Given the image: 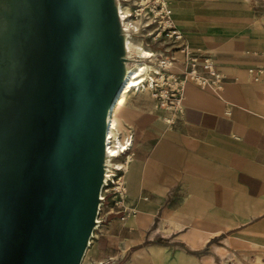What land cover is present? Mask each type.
<instances>
[{
	"label": "crops",
	"instance_id": "0c3cea01",
	"mask_svg": "<svg viewBox=\"0 0 264 264\" xmlns=\"http://www.w3.org/2000/svg\"><path fill=\"white\" fill-rule=\"evenodd\" d=\"M167 1L222 85L186 82L171 122L133 105L124 210L103 208L78 264H264V0Z\"/></svg>",
	"mask_w": 264,
	"mask_h": 264
},
{
	"label": "water",
	"instance_id": "95a60500",
	"mask_svg": "<svg viewBox=\"0 0 264 264\" xmlns=\"http://www.w3.org/2000/svg\"><path fill=\"white\" fill-rule=\"evenodd\" d=\"M25 1L26 8L19 16L18 36L12 40L17 49L16 60L20 61L16 72H23L22 81L8 95L10 101L6 115H11L8 127L0 128V264H22V258H30V255H26V230L38 228L40 224L36 219L27 224L22 212L26 205L27 176L37 173V145L42 116L47 118L63 114V109L57 105L58 100H69L67 103L70 107L67 106L66 109L75 112L76 117L90 114V136L92 153L98 162L97 175L89 182V190L84 192L86 194L76 195L77 210L73 211L76 214L73 230L68 232L69 226L65 225L59 237L61 241H56L57 248L53 249L52 242L46 236L48 229L41 226L38 248L46 253L48 264L51 261L54 264L56 261L58 264H78L93 225L97 191L101 182L105 114L122 80V37L114 1L109 0V14L106 15L101 9L102 0H90L92 21L100 23L108 18L107 21L113 23L118 30L119 57L115 65L107 67L110 75L113 72L115 80L109 90L101 94L99 87L90 88L91 78H87V67L80 63L79 56L69 54L74 48L65 50L64 40H61L59 34V23L56 24L57 0ZM9 8L13 12L10 0ZM67 23L72 28L71 21ZM0 71L6 72L4 77H11L13 80L16 78L8 70ZM94 78L98 80L95 76ZM69 91L72 95L68 94ZM30 188L32 185H29ZM59 189L61 188L57 185L56 191ZM30 192L29 202H36V197L40 194L39 187L35 185Z\"/></svg>",
	"mask_w": 264,
	"mask_h": 264
},
{
	"label": "flooded vegetation",
	"instance_id": "af4514ba",
	"mask_svg": "<svg viewBox=\"0 0 264 264\" xmlns=\"http://www.w3.org/2000/svg\"><path fill=\"white\" fill-rule=\"evenodd\" d=\"M89 1L57 0L56 24L59 23V34L61 40H64L65 50L74 48L69 54L73 57L79 56L80 63L87 67L86 76L91 78L92 83L89 87L94 89L99 87V92L104 94L115 80L113 72L111 71L110 75L107 67L115 65L119 57L118 30L113 23L107 21L108 18L100 23H94ZM101 9L106 15L109 14V0L101 1ZM68 21H71L72 28ZM94 76L98 80H95ZM70 91L68 94L72 95ZM67 101L69 100H58L57 103L63 109V114L50 115L47 118L43 115L40 122L37 173L27 176L26 205L22 211L27 224L36 219L40 227L26 230V255H30V258L29 260L22 258L21 261L24 262L22 264H48L46 253L38 248L42 231L39 229L41 226L48 229L46 236L52 242V248H57L55 242L61 241L59 237L61 230H64L63 227L68 225V232L74 228L76 214L73 211L77 210L76 195L86 194L84 192L87 191L89 182L97 175L98 162L92 153L90 136L91 116L86 113L76 117L75 112L66 109L67 106L70 107ZM29 185H32V188L29 189ZM35 185L39 187L40 194L38 193L36 202L30 203V191ZM57 185L61 188L58 191ZM58 263L56 261L55 264ZM49 264L54 263L51 261Z\"/></svg>",
	"mask_w": 264,
	"mask_h": 264
},
{
	"label": "built area",
	"instance_id": "2783aa9c",
	"mask_svg": "<svg viewBox=\"0 0 264 264\" xmlns=\"http://www.w3.org/2000/svg\"><path fill=\"white\" fill-rule=\"evenodd\" d=\"M115 13L122 37L123 71L126 66L125 38L133 40L136 34H147L150 39L158 42H169L161 48H149L150 55L143 59L148 64L145 78L140 82L139 89L149 91L155 105L168 112L164 116L166 122L182 112L183 90L186 82L199 87L218 90L223 82V74L214 66L212 58L199 52L198 48H191L184 40L182 31L172 20L171 9L167 0H113ZM171 47V48H169ZM253 79L264 73V66L249 68ZM123 147L115 151H107L105 143V128L103 133V157L101 182L97 191V202L93 225L89 233L100 222L99 211L105 206L107 197L114 206H121L125 195L123 173L131 153L132 134L128 129ZM117 162L121 166H117ZM119 178V180H117ZM133 212L130 208L125 213ZM124 214H121L122 218Z\"/></svg>",
	"mask_w": 264,
	"mask_h": 264
},
{
	"label": "bare ground",
	"instance_id": "6f19581e",
	"mask_svg": "<svg viewBox=\"0 0 264 264\" xmlns=\"http://www.w3.org/2000/svg\"><path fill=\"white\" fill-rule=\"evenodd\" d=\"M12 8L11 11H15V13L8 14V22L5 27V32L8 35H12L14 32H17L20 13L26 8L25 0H11ZM132 41V40H131ZM127 37L125 38L124 44L126 48V66L122 74L121 83L114 94V97L106 110L105 114V143L107 151H115L116 148L123 147L124 142L126 141V136L122 135V130L120 127L121 119H123L126 123L129 122L130 116L133 111L130 108L126 109V100L129 95L133 93L140 94L143 91H147L145 88L140 90L139 85L140 82L145 78L147 73V64L143 59H146L150 52L141 45H138L134 42H131ZM12 48H14V44H12ZM9 50L10 59L13 57L16 59L15 53H17V49ZM132 51V52H131ZM135 54L140 56L143 59L135 58ZM12 65V64H10ZM146 93V92H145ZM127 111H126V110ZM129 129V128H128ZM133 136V134H132ZM117 166H121L119 162H117ZM119 180V178L117 179ZM92 230V234H93Z\"/></svg>",
	"mask_w": 264,
	"mask_h": 264
},
{
	"label": "rangeland",
	"instance_id": "374dc122",
	"mask_svg": "<svg viewBox=\"0 0 264 264\" xmlns=\"http://www.w3.org/2000/svg\"><path fill=\"white\" fill-rule=\"evenodd\" d=\"M13 13H15V11H13ZM8 14L9 15L12 14L10 12V8H9V0H0V70H8L7 72L10 75L12 74V76H14V77L16 76V78L13 80V79H11V77H9V78L4 77V73H6V72L0 71V76H3V78L0 77V128L8 127L7 123L9 120H11V115H9V116L6 115V112L8 111V109H7L8 103L10 101V97H8V95L11 94V92L13 91L14 88H17L18 83L20 84V82L22 81V73H23V72H20L17 74V72H16L18 65L20 66V61L18 62V60H16L14 57L12 60L10 59L11 51L9 53V50H11V48H12V40H14L15 37L18 36V33L14 32L12 35H10V33L8 35L6 34L5 27H6V24L8 22V17H7ZM16 42H18L17 39H16ZM131 42H134L138 45H141L142 47H145L147 50L149 48H151V49L158 48L159 49V48L163 47L164 45L169 44V42L166 44V42L160 43L155 39H150V37L145 33H143L142 35L136 34V36L134 37V39ZM169 48H171V47H169ZM12 49H14V53H15V44H14V48H12ZM15 55H16V53H15ZM134 57L136 58V56H134ZM145 63H146V61H145ZM10 64H12V65H10ZM147 66H148V64H147ZM30 80H31V78H30ZM8 82H9V84H7ZM11 82H13L12 87H11ZM148 99H152L150 94H149V91H143L140 94L133 93V94L129 95V97H127V100H126V107L127 108L126 109L130 108L131 111H133L131 116H130V119L136 113V111H135L136 108L139 107V106H133V105H135L137 103L142 104ZM130 119H129V122H130ZM13 122L14 121H12V123ZM129 122L126 123L123 119H121L120 127H121V130L123 132L122 135H125L128 132ZM110 197L111 196L107 197V201H106L105 206L112 204V202H110V200H111ZM105 206H103L101 208V210L99 211V215H100V219H101L100 221H102L101 214H102V210Z\"/></svg>",
	"mask_w": 264,
	"mask_h": 264
}]
</instances>
